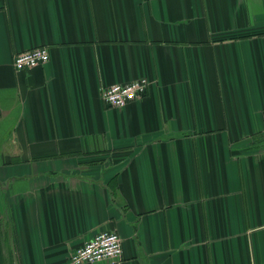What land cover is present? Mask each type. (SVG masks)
<instances>
[{
  "label": "crops",
  "instance_id": "obj_1",
  "mask_svg": "<svg viewBox=\"0 0 264 264\" xmlns=\"http://www.w3.org/2000/svg\"><path fill=\"white\" fill-rule=\"evenodd\" d=\"M102 231L96 264H264V0H0V264Z\"/></svg>",
  "mask_w": 264,
  "mask_h": 264
},
{
  "label": "built area",
  "instance_id": "obj_2",
  "mask_svg": "<svg viewBox=\"0 0 264 264\" xmlns=\"http://www.w3.org/2000/svg\"><path fill=\"white\" fill-rule=\"evenodd\" d=\"M49 59L48 47L41 45L17 52L13 58V65L17 71H24L45 64ZM149 84L147 77H139L126 83L105 85L101 91L102 100L109 107H124L132 101L143 98L148 92ZM122 243L123 239L117 231L96 233L71 253L70 264L118 262L123 254Z\"/></svg>",
  "mask_w": 264,
  "mask_h": 264
},
{
  "label": "trees",
  "instance_id": "obj_3",
  "mask_svg": "<svg viewBox=\"0 0 264 264\" xmlns=\"http://www.w3.org/2000/svg\"><path fill=\"white\" fill-rule=\"evenodd\" d=\"M148 90H149V89H148ZM147 93H148V92H147ZM147 93H146V95H147ZM146 95H145V96H146ZM145 96H144V97H145Z\"/></svg>",
  "mask_w": 264,
  "mask_h": 264
}]
</instances>
